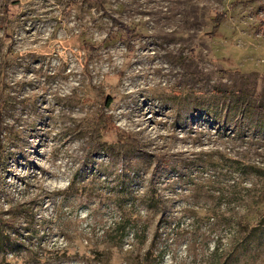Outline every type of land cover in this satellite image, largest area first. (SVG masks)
<instances>
[{
  "label": "rangeland",
  "instance_id": "obj_1",
  "mask_svg": "<svg viewBox=\"0 0 264 264\" xmlns=\"http://www.w3.org/2000/svg\"><path fill=\"white\" fill-rule=\"evenodd\" d=\"M0 264H264V0H0Z\"/></svg>",
  "mask_w": 264,
  "mask_h": 264
},
{
  "label": "trees",
  "instance_id": "obj_2",
  "mask_svg": "<svg viewBox=\"0 0 264 264\" xmlns=\"http://www.w3.org/2000/svg\"><path fill=\"white\" fill-rule=\"evenodd\" d=\"M221 19H222V14H221V15H218V16L215 18V26H214V28L212 29V31H211L210 33H208V36H209V37H213V36H215V34H216L217 31H218L219 23H220ZM93 50H96V49L93 48L92 51H93ZM216 93L218 94L219 91H216ZM117 130H118V129H117ZM250 168H253V167H250ZM249 226H250V225H249ZM251 228L255 229L256 227H251Z\"/></svg>",
  "mask_w": 264,
  "mask_h": 264
}]
</instances>
